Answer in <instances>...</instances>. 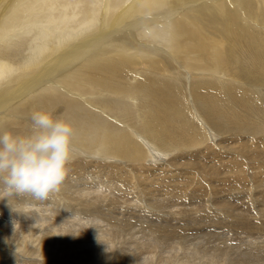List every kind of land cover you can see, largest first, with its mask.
<instances>
[{"label": "bare ground", "instance_id": "1", "mask_svg": "<svg viewBox=\"0 0 264 264\" xmlns=\"http://www.w3.org/2000/svg\"><path fill=\"white\" fill-rule=\"evenodd\" d=\"M37 110L72 124L75 158L60 192L32 201L31 209L55 217L60 207L86 226L100 224L102 197L89 192L95 187L89 177L96 174L107 177L111 183L103 185L119 197L199 202L193 211L171 214L176 225H154L146 239L153 246L176 241L184 222L197 229H241L249 238L264 239V214H237L225 200L241 195V206H261L264 213V145L248 150L244 137L232 136L264 131V0H0V133L30 134V116ZM217 137L218 144L211 145ZM161 155L170 169H156L158 178L150 180L149 160L162 163ZM93 158L96 164L88 162ZM195 161L203 163L193 166ZM248 161L257 166L243 172ZM194 168L214 183L228 180L232 186L222 191L189 175L180 180L181 171ZM246 177L253 180L251 191ZM159 184L163 193L155 194ZM27 197L32 198L0 192V264H11V256L12 264H65L61 258L85 241L82 234L46 220L47 231L15 233L19 222L3 218V205ZM210 205L219 209L212 212ZM26 206L9 207L11 216L18 220ZM112 225L117 235L122 225ZM97 233H92L97 248L71 259L120 264L117 256L108 259L112 252L103 245L110 242ZM12 241L24 255L2 252ZM53 255L60 259L51 260ZM219 255H207L206 263L214 264ZM169 259L162 264H195Z\"/></svg>", "mask_w": 264, "mask_h": 264}, {"label": "rangeland", "instance_id": "2", "mask_svg": "<svg viewBox=\"0 0 264 264\" xmlns=\"http://www.w3.org/2000/svg\"><path fill=\"white\" fill-rule=\"evenodd\" d=\"M231 134H232V132H231ZM234 134L232 136L244 137V139H241V140H243L242 141L243 143L246 142L245 145L247 147H249L248 150L250 149V147L251 148H257V147H262L264 145V131H261L259 133H255L254 131H250V132H244L243 134H240V135H234ZM217 138H216V141H213V142H212V139H210L209 142L210 143L212 142L211 145L212 144H214V145L218 144L217 142L220 141V137H217ZM227 146L231 147L229 145H227ZM260 149L261 148H259V150ZM248 150H246V151H248ZM249 152L251 154L252 151H249ZM249 152H246L247 155H250ZM253 153H255V152H253ZM160 157H162L165 164H163L164 163L163 161L161 163L160 161L156 162L155 160H153L154 161L153 164L151 163V162H153L152 160H149L150 164L147 162V166H148V164L150 165L149 171L154 170L152 172V174L150 173V175H149V173H147V174L145 173V175L147 177H150V180H156V178H158V176L156 178H154L155 175H157L159 173V171H157V170H160L163 167H166L168 170L170 169V167H167V157H164L163 155H161ZM170 157H171V155H170ZM94 159L95 158H93V160L92 159L88 160V162L91 161L94 163L95 162ZM247 160L252 161L251 159H248V158H247ZM250 161L245 162L247 164V166H245V170H244V168L242 169L243 172L244 171L246 172V170L248 172V170H250L251 166H252V168H255L257 166V164L255 162H254L255 164L254 163L252 164L253 161L252 162H250ZM202 163L203 162L195 161L192 164H194L193 166H199ZM94 164H96V163H94ZM185 165L187 166V163H185ZM186 166H184V167H186ZM198 169L199 168H197V169L194 168V170L191 169L189 171L184 169L183 171L185 172V174L183 171H181L182 174H181L180 180L186 179L187 176L189 175L190 178L194 177L195 180H199V181L203 182L202 186H210L211 184H212L211 186H213L215 184L214 186L217 185L216 187L217 188L219 187V189H221L222 191H228V188H230L232 186V182H229L228 180L224 181V182L222 180H218L217 183H214V181L210 180V178H208V176L207 177L203 176V170H201V169L198 170ZM161 172L162 171H160V174H161ZM189 172H191V173H189ZM151 177H153V179ZM89 178H90V181H93V186H95L93 189H91L94 192H92L91 190L89 192L94 194V195H99L102 197L100 200V202L102 203V204L100 203L101 207H103V208H101L102 215L99 217V220L101 221V223L95 225L96 228L90 222H88L89 226H86L82 221L79 222L78 218L73 217V213L66 212L65 210H63V208H60L59 206H58L59 209H57L58 214L55 217H54V215H51L50 212H48V211L39 212V210H37L38 211L37 212V211L31 209V207H30L31 202L32 201L36 202V199L32 200V198L29 199V197H27L23 201L20 200V198H21L20 197L19 201H17L18 200L17 199L16 201L13 202V204L3 205L7 209V217L4 215L3 218H5V220H6V218H8V223H10V224L13 222H16V223L19 222V224L21 226L19 224H17L15 226V228L18 230V231L16 230L15 233L20 232V234H21V231L25 232V231L32 229L33 231H31V232L33 234L37 235V233H35V232L37 230H39L38 227L40 229L44 228L43 231H47L48 229L46 228V226H44V225H46V224H44V220H46L45 223H47V221H48V223L53 222L55 224H58V229L62 227V229L66 228L65 230L77 231L80 234H82V235H80L79 239L85 240V241L82 243L76 244V248L69 250V252L64 257H62L63 260L61 258L60 261H63L65 264H67V262H73V263L77 264L78 262L76 260L71 259L74 254H76L77 252H82L84 250L92 251V250H95L97 248L95 246L96 241L94 239L96 234H92V233H94V231L98 232L97 234H99V231H101L102 232L101 234L104 235L105 240H108V242H110L107 245L106 244L103 245L104 246L103 249L105 250V252H107V253L112 252V254L109 255L108 259H111V258H114V256H117L120 260V264H130V262L139 263V260L141 258H146V257H149V259L151 260L149 264H162V260H166L167 258H171V259H169V261L179 260V261H189V262H192L195 264H208V263H206V262H208L207 255H210V254H220L215 259L216 262L214 264H264V239L263 238H260L261 240L256 239L255 236L257 234L255 236L252 235V237L249 238L248 235L245 234L243 232V230H241V229L227 230V228L223 227L224 228L223 229L222 227H220L218 225L213 226V228H210V226H207L208 228H203L205 226H203V227L198 226V229H197L196 224L192 225L189 222H184L185 225L184 224L179 225L181 232H178V237H177L178 239H176V241H173V243L172 242H165V243L157 244V245L153 246L148 241L151 239V236L149 234H150V231L154 225L163 224V223H165L164 221H168L170 224L176 225L177 221L174 220V218L171 216V214L178 212L182 209L192 210L195 208V206H199V205H196L199 202H197V201L193 202V201H191L190 198H187L185 200L182 199L183 202L176 200V201L165 202L163 204L162 203L160 204L158 202L159 203L158 204L157 201H150L149 199L144 200V199L137 198L135 196L132 197L133 198V200H132L131 198H129V196L128 197H126V196L119 197L117 193H113L111 190H107L106 187L103 185V184L111 183V181L107 177H105V176L101 177V175H98V177H97L96 174H93V175L91 174V176ZM251 180L252 179L250 177L245 178V185L248 183L246 185V189L248 191H251V187H252ZM225 182H226V184H225ZM100 183H102L103 186ZM208 183L210 185H208ZM221 183H223V184H221ZM160 185L161 184L156 186L158 192L156 190L155 194L163 193L162 188L159 187ZM158 187H159V189L160 188L161 189L159 190ZM226 188H227V190H226ZM260 190H264V189H260ZM230 197L231 196L227 195L225 200L230 199L229 201L232 203L231 205L234 208H237V210H235L236 213L238 212L239 214H249L251 212V214H250L251 217L255 213L256 214L258 213V215L264 214V213H262L263 209L261 210V206L257 207V209H255V210H253V209L247 210L245 207L241 206V205H243L241 203L243 201V200H241V198H243L241 195H237L236 197L233 196L232 199ZM134 199H135V201H134ZM160 199L161 198H159L158 200L160 201ZM136 200H137V204H135ZM25 205H27V206L29 205V208H28L29 210L28 209L27 210L22 209L23 211L20 212V216L17 217L18 220L15 219V216H11L9 207L12 208V206H13V208H15L14 210H16V209H19L20 207H23ZM244 205H245V203H244ZM17 206H18V208H17ZM34 207H38V209H45L44 205H42V204L37 205V203L34 205ZM210 208H211L210 211H212V212L213 211L215 212V210L219 209V207L214 206V205L213 206L210 205ZM158 211L161 213H159ZM46 215L49 217L46 218L47 217ZM52 216H53V219L51 218ZM256 217H258V216H256ZM86 219L87 218H84L83 220H86ZM127 219H129L130 225H125V224H127V222H126ZM261 219L264 220L263 215L261 216ZM36 220H37V223L35 224ZM32 223H33V226H32ZM60 223H61V225H59ZM114 223H116L118 226L122 225L121 230L118 231L117 235L114 234L115 229H116L112 225ZM18 225H19V227H18ZM29 225L32 226V228L27 227ZM37 225H39V226H37ZM41 225H43L42 228L40 227ZM90 225H92V226H90ZM183 226H185L186 228H184ZM90 231H91V233H89ZM182 231H183V233H182ZM205 231H206V233H205ZM146 239L148 241H146ZM12 242H13L12 244L14 247L12 246V244L10 242L9 244H11V246L6 244V246L3 247L2 252L5 253V252L10 251L9 253H12L13 255H15L16 253H17V255L18 254L20 255V253H21V255H24L23 252L25 249L17 247L16 241H12ZM174 242H176V243H174ZM92 243L94 244V246ZM228 246L230 247V249H228L229 248ZM74 249H75V251H74ZM107 249H109V250H107ZM110 249H112V250H110ZM212 250H221V251H223V253L212 252ZM125 252L127 254H125ZM34 253L38 254L37 251H35ZM35 254H33V256H31L33 259H38L41 261H44V259H45V262L50 259V258L48 259V258H44V257H42V258L37 257ZM53 254H55L56 256L58 255L56 250H54ZM55 255H53V257H51V260H52V258H53V260H59L60 259L59 257L56 258ZM227 256H231V258L227 259ZM34 257H36V258H34ZM122 257H126V259H122ZM204 257H205V259H204ZM13 258H15V257L11 256V258H9V263L12 264L15 261ZM6 261H7V259H6ZM168 263L170 264L171 262H168ZM82 264H84V263H82Z\"/></svg>", "mask_w": 264, "mask_h": 264}, {"label": "clouds", "instance_id": "3", "mask_svg": "<svg viewBox=\"0 0 264 264\" xmlns=\"http://www.w3.org/2000/svg\"><path fill=\"white\" fill-rule=\"evenodd\" d=\"M31 133H0V192L46 201L59 193L75 158V128L47 111H33Z\"/></svg>", "mask_w": 264, "mask_h": 264}]
</instances>
